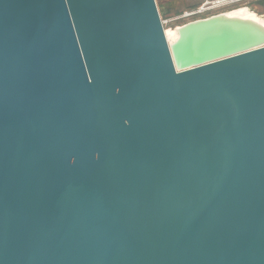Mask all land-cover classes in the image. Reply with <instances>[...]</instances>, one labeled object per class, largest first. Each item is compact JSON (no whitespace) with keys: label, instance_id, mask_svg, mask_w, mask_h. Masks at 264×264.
I'll return each instance as SVG.
<instances>
[{"label":"water","instance_id":"obj_1","mask_svg":"<svg viewBox=\"0 0 264 264\" xmlns=\"http://www.w3.org/2000/svg\"><path fill=\"white\" fill-rule=\"evenodd\" d=\"M235 10L169 41L157 0H0V264H264V19Z\"/></svg>","mask_w":264,"mask_h":264},{"label":"rangeland","instance_id":"obj_2","mask_svg":"<svg viewBox=\"0 0 264 264\" xmlns=\"http://www.w3.org/2000/svg\"><path fill=\"white\" fill-rule=\"evenodd\" d=\"M201 1L202 0H157L165 30L167 28H175L176 26L186 23L185 21L175 19L184 11L196 6ZM256 1L258 0L245 1L230 9L249 7L252 11L264 17V9L256 5ZM226 10H219L218 12Z\"/></svg>","mask_w":264,"mask_h":264},{"label":"built area","instance_id":"obj_3","mask_svg":"<svg viewBox=\"0 0 264 264\" xmlns=\"http://www.w3.org/2000/svg\"><path fill=\"white\" fill-rule=\"evenodd\" d=\"M245 1H249V0H202L196 6L184 11L175 20L188 22L194 19L208 17L215 13H218L219 10H226V9L229 10L230 8ZM230 10H234V9H230ZM177 27L178 26H176L175 28Z\"/></svg>","mask_w":264,"mask_h":264},{"label":"bare ground","instance_id":"obj_4","mask_svg":"<svg viewBox=\"0 0 264 264\" xmlns=\"http://www.w3.org/2000/svg\"><path fill=\"white\" fill-rule=\"evenodd\" d=\"M232 13L237 14V15L246 16V17H257V18L264 19L263 16L258 15L257 13H255L254 11H252L251 9L247 7H241L240 9H237L233 11ZM166 35L169 41H174L178 37V31L176 28H167Z\"/></svg>","mask_w":264,"mask_h":264},{"label":"trees","instance_id":"obj_5","mask_svg":"<svg viewBox=\"0 0 264 264\" xmlns=\"http://www.w3.org/2000/svg\"><path fill=\"white\" fill-rule=\"evenodd\" d=\"M256 2H257L256 5H258L260 8L264 9V0H258Z\"/></svg>","mask_w":264,"mask_h":264}]
</instances>
